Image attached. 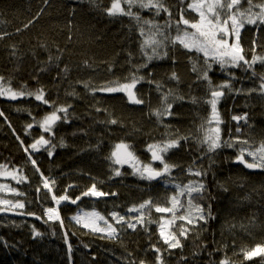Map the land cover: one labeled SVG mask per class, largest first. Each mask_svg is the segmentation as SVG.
I'll use <instances>...</instances> for the list:
<instances>
[{
  "label": "trees",
  "instance_id": "16d2710c",
  "mask_svg": "<svg viewBox=\"0 0 264 264\" xmlns=\"http://www.w3.org/2000/svg\"><path fill=\"white\" fill-rule=\"evenodd\" d=\"M113 2L0 0V86L24 93L16 99L0 95V171L17 170L25 178L19 183L0 179V209L32 216H0V264H156L153 246L160 248L163 264H220L226 258L229 264H264V256L245 259L242 251L264 247V169L250 173L234 164L241 148L239 143L206 154V146L197 141L202 138L199 126L211 113L205 103L210 97L207 81L198 80V73L192 70L193 62L200 69L205 68L203 54L189 52L179 44L175 48L168 45L166 57L152 60L138 73L145 79L134 91L145 101L143 104L129 103L123 93L91 91L110 81L127 82L135 70L133 66L145 62L140 53L137 22L126 15L110 16L107 9ZM262 2L254 0L256 4ZM188 3L190 0H165L173 20H179L181 9H187ZM241 6L247 8V0H242ZM124 9L127 11L125 3ZM132 11L141 17V22L152 20L163 25L168 19L167 13L157 16L154 9L134 7ZM184 16L198 20L191 10L185 11ZM171 34L175 35V28ZM253 40L255 55L264 57V25L259 26V31L248 24L241 29L240 44L249 61L254 54ZM245 69L241 66L224 72L218 64L212 66L208 76L213 86L229 82L233 89L223 90L225 94L217 107L223 120L219 125L221 140H246L258 147L264 142V93L259 90L264 63ZM173 72L179 82L170 79ZM156 82L163 85L165 92H174L169 99L171 115L164 116L161 122L150 115L160 107ZM85 83L90 88L86 89ZM38 89L43 90L49 104L27 95ZM192 97L198 102L192 103ZM61 106H70L67 121L61 112L58 115L62 119L51 133L35 126L34 121ZM233 116L246 120L236 121ZM111 119L117 123H110ZM29 124L33 127L28 128ZM237 126L240 132L236 131ZM168 134L174 139L190 137L187 141L180 139L179 145L165 154L166 162L175 165L170 177L157 182L142 180L131 167L118 168L113 158L109 159L115 145L124 143L131 146L129 150L142 163H152L148 145L166 141ZM41 135L55 145L51 157L44 148L25 152ZM29 154L40 172L35 170ZM244 158L252 161L247 155ZM152 164L157 169L162 167ZM189 167L202 168L207 174L195 177L188 173ZM116 169L121 175L114 174ZM40 173L55 181L51 193L43 188ZM196 179L206 186L204 199L196 203L206 215L210 206L211 215L206 222L187 225L192 230L187 238L180 237L182 247L169 249L159 237L157 221L161 216H172L156 213L155 205L170 207L169 198L176 193L174 185ZM93 183L98 191L108 195L83 196ZM53 194H66L69 200L57 205ZM77 197L80 199L71 203ZM148 199L153 201L154 222L148 224L145 217L146 228L138 225L134 231L125 226L126 230L114 240L85 229L72 219L79 211H94L119 229L111 213L118 212L126 219L135 217L138 214H129L128 208L138 207ZM181 199L187 206V198ZM5 200L10 204L2 202ZM17 203L24 207H15ZM49 207L57 210L60 220L51 221L44 216ZM183 214L185 210L181 209L178 215ZM182 223L186 222L176 220V232ZM33 229L41 235L34 236Z\"/></svg>",
  "mask_w": 264,
  "mask_h": 264
},
{
  "label": "snow or ice",
  "instance_id": "6c2138e0",
  "mask_svg": "<svg viewBox=\"0 0 264 264\" xmlns=\"http://www.w3.org/2000/svg\"><path fill=\"white\" fill-rule=\"evenodd\" d=\"M90 3H95L96 0H89ZM127 4V11L121 7L120 0H114L111 7L107 9V12L110 16L112 15H126L131 17L137 22L139 28V33L141 37L140 41V53L145 58V62L140 65H134V71L130 73L129 77L126 78L125 83H120L119 81H110L107 84L100 86L99 88H92L93 93L99 91L102 93H117L122 92L127 96L129 103L132 104H143L145 101L138 97L137 93L134 91L136 85L144 80L143 76L138 75L141 68L147 67V64L154 59H163L168 55L165 49L168 45H171L173 48L179 44L184 49L189 52L195 51L196 53L203 54L204 57V69H200L198 65L193 62L192 70L198 73L197 79L207 81L208 91L210 92V97L205 100V103L210 105L211 113L207 121L201 123L198 131L202 133V138H197L198 144L206 146V154L214 153L217 149L222 147L233 148L236 147V144L241 145L237 160L244 164L246 168L249 169H264V142H261L258 147L250 145L248 141H222L220 137V127L219 125L223 123L220 113L217 110V105L220 102L221 97L224 96V89L232 91V85L229 82L222 83L217 86H213L211 79L208 76V72L212 70L213 64H219L222 71L227 72L229 67H241L246 66V71L251 69L255 63L258 61L264 63V57L255 55L256 40H253V56L251 61L247 60L244 55V49L240 44V33L241 29L244 28L245 24L254 25L259 31V26L264 25V2L256 4L254 0H247L248 7L243 8L242 0H192L191 3H188L187 9H181L179 20H173L172 14L169 11V8L165 6V0H123ZM181 3H184V0H181ZM134 7H139L141 9H154L155 15H160L161 12L168 14V19L163 25L154 23L152 20H145L141 22V17L132 11ZM258 9V10H257ZM191 10L195 12L199 19L190 20L186 19L184 12ZM31 23V21H29ZM183 26V27H182ZM25 28L28 27L26 24ZM175 28V35L173 36L172 29ZM234 37V39H232ZM131 55V54H130ZM131 63V60H129ZM67 72V69L64 70ZM111 71V68H109ZM255 75V72H253ZM170 79L176 80L179 82V77L175 72L172 73ZM259 90L264 93V76L260 77ZM151 83V81H149ZM84 87L86 89L90 88L89 83H85ZM11 92L10 89L7 90ZM156 91L160 93V107L151 111L150 115H154L157 118V122H161L162 118L166 115H171L172 104L169 103L170 97H174L173 90L169 89L167 92L163 90V85L160 82H156ZM240 91V90H237ZM249 91H255V89H250ZM24 93H15L11 92L10 98L16 99L18 95H23ZM0 95H5L4 90H0ZM27 95H35L37 101H41L44 104H49L50 102L44 98L43 90H37L36 93H27ZM182 99L183 97H175ZM197 98L192 97V103H197ZM70 107V106H68ZM68 107L61 106L59 108H54L51 114L45 116L42 121L38 123L39 127L43 132L51 133L54 125L57 121L61 120L62 117L58 113H64L63 119L67 121L68 119ZM101 109L97 108V111ZM0 115H3L0 112ZM233 120L240 121L246 117L233 116ZM112 124H116V119H111L109 121ZM33 125L29 124L28 128H32ZM237 132H240V127L237 126ZM19 139V138H18ZM180 139L187 141L190 139L189 136L180 137L179 139L172 138L171 134H168V139L161 143L150 144L148 145V151L151 153V161H159L162 165V168H155L151 162L142 163L135 154L130 151V145L120 143L115 145V149L109 159H112L114 164H128L133 169V174L137 175L142 180H147L149 182L157 179H162L170 177L172 168L175 165H170L165 160V154L172 148H175L179 145ZM244 145H248L244 147ZM49 146V147H45ZM61 146H63V141H61ZM29 148L32 152H37L41 148H44L48 156L53 155L55 145H50V140L45 139L44 135H41L36 139L31 145L25 148V152L29 151ZM245 155L252 158L251 162L245 160ZM29 160L35 167L37 172H40V169L36 167V161L31 158L29 154ZM188 173L195 177H203L207 173L202 168H188ZM116 176L121 175L119 169L114 171ZM41 181L43 188L47 189L50 193L52 188L55 186V181L51 180L50 177H45L43 173H40ZM15 178V177H14ZM23 178L18 179L17 182H21ZM176 193L169 198V206H159L155 205V212L162 214H171L172 219H165L161 216L160 220L157 221L159 224V235L163 240L164 244L167 245L169 249L182 247L180 237L187 238L188 233L192 230L187 225L195 226L200 221H207L208 217L211 215L210 206L207 215L205 210L200 206L199 203H196L197 200L204 199V192L206 190L205 184L201 179L189 180L187 184H175ZM12 191H15L13 189ZM40 191V188H37V192ZM67 192V189L65 190ZM83 196H92V197H101L108 195L107 193L98 191L96 184L88 188L87 191L82 193ZM115 195V193H112ZM182 197L187 198V206H185L182 201ZM80 197H77L74 200H71V203L75 204ZM52 200L56 202L57 205L61 201L69 200V197L61 195L57 197L55 194L52 195ZM5 204H10L9 201H2ZM153 201L151 199L145 200L138 207L132 206L128 208V213H137L135 217H130L126 219L124 215H120L118 212L113 211L111 216L116 224L120 225V228L113 226L105 220L107 228L93 227L94 232H107V237L109 239H117L119 233L127 229L136 230L137 226H144L145 217H147V223L151 224L154 221L151 219V210L153 208ZM15 207L23 208V203H17ZM181 209L185 210V214L178 215ZM4 211V209H0ZM32 215V214H30ZM45 215L48 216V220H60L59 213L55 208L49 207L45 209ZM98 219L103 220L104 217L99 216L98 214H93ZM40 219V217H36ZM77 219V217H73ZM180 220L186 223H182L179 226V231L176 232L175 222ZM77 222H79L77 220ZM61 226H63V221H61ZM87 226V225H85ZM126 226V228H125ZM34 236H39L41 233L33 229ZM67 243V239H65ZM153 250L157 253L156 264H163L162 257L159 255L160 248L153 246ZM69 251H71V246L69 245ZM244 251L245 259H251L253 256H264V247L257 246L251 251ZM131 264V262H130ZM141 264H144L141 261ZM220 264H229L227 258L221 260Z\"/></svg>",
  "mask_w": 264,
  "mask_h": 264
},
{
  "label": "rangeland",
  "instance_id": "374dc122",
  "mask_svg": "<svg viewBox=\"0 0 264 264\" xmlns=\"http://www.w3.org/2000/svg\"><path fill=\"white\" fill-rule=\"evenodd\" d=\"M192 2V0H190V3ZM120 3H121V7H123L124 8V2L123 1H120ZM112 5V4H111ZM111 7V6H110ZM258 10V9H257ZM108 13V12H107ZM195 13V12H194ZM196 14V13H195ZM117 15H119V14H117ZM197 17H198V15H197ZM198 19H199V17H198ZM232 39H234V37L232 38ZM202 54V53H201ZM257 63H261V62H257ZM214 66L215 65H218V64H213ZM229 68H231V69H235V68H237V67H229ZM232 70V71H233ZM9 88L8 87H4V86H0V90H4L5 91V95H3L4 97H6V98H8V99H11L10 98V95H11V92H8L7 90H8ZM100 93H102V92H100ZM117 93H122V92H117ZM124 94V93H123ZM20 95H18L17 97H19ZM219 104V103H218ZM210 106V105H209ZM217 107H218V105H217ZM51 114V113H50ZM47 116V115H46ZM45 117V116H44ZM44 117H42L41 119H39L37 122H39V121H42L43 120V118ZM57 123V122H56ZM56 125V124H55ZM54 125V126H55ZM35 126L36 127H38V128H40L39 127V125H38V123H36L35 124ZM54 128V127H53ZM41 129V128H40ZM42 130V129H41ZM45 133H47V132H45ZM116 150V149H115ZM149 154H150V158H151V153L149 152ZM114 159V158H113ZM152 163H155V164H160V162L159 161H155V162H152ZM117 166H118V168H121V167H123V166H129L128 164H123V165H119V164H116ZM161 165V164H160ZM162 166V165H161ZM130 167V166H129ZM162 168V167H161ZM15 177V178H14ZM21 178H23L21 181H25V178H24V176L19 172V171H17V170H2V171H0V179H5V180H10V181H13V182H17V180L18 179H21ZM98 214V213H96V212H94V211H90V212H84V211H79L74 217H77V219H73V221L75 222V223H77V224H79V225H81L82 227H84L85 229H88V230H91L92 231V228L93 227H99V228H104V229H106L107 228V224H105V220L103 219V220H101V219H98L95 215H93V214ZM99 215V214H98ZM44 216L46 217V218H48V216L47 215H45V213H44ZM100 216V215H99ZM166 220L168 219V218H165ZM77 220L79 221V222H77ZM52 221V220H51ZM53 221H57V220H53ZM85 225H87V226H85ZM159 228V227H158ZM158 231H159V229H158ZM97 233H101V234H105V235H107V232L105 231V232H100V231H96ZM159 237H160V235H159ZM161 239V238H160ZM162 240V239H161ZM163 241V240H162Z\"/></svg>",
  "mask_w": 264,
  "mask_h": 264
},
{
  "label": "water",
  "instance_id": "95a60500",
  "mask_svg": "<svg viewBox=\"0 0 264 264\" xmlns=\"http://www.w3.org/2000/svg\"><path fill=\"white\" fill-rule=\"evenodd\" d=\"M234 164L240 165L245 171L250 172V173H257L260 171L259 168H256V169L246 168L244 164L240 163L237 160V158L234 160ZM153 181L157 182V181H159V179L153 180ZM0 216L17 217V218H19V217L32 218V216L24 215L22 212H16V211L8 210V209H4V211H0Z\"/></svg>",
  "mask_w": 264,
  "mask_h": 264
}]
</instances>
